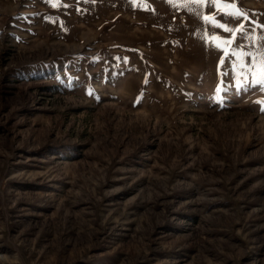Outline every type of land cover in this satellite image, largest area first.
<instances>
[{
  "label": "rangeland",
  "instance_id": "obj_1",
  "mask_svg": "<svg viewBox=\"0 0 264 264\" xmlns=\"http://www.w3.org/2000/svg\"><path fill=\"white\" fill-rule=\"evenodd\" d=\"M257 79L264 0H0V264H264Z\"/></svg>",
  "mask_w": 264,
  "mask_h": 264
},
{
  "label": "snow or ice",
  "instance_id": "obj_2",
  "mask_svg": "<svg viewBox=\"0 0 264 264\" xmlns=\"http://www.w3.org/2000/svg\"><path fill=\"white\" fill-rule=\"evenodd\" d=\"M58 2H59V0H57V3ZM192 2L200 4V3L208 2V0H192ZM211 2L214 3V4H221L222 0H211ZM225 7H232L233 9H235L231 13H226V15H231V16H233L236 19H239V18L243 17V15H244V13L241 10L236 9V5L235 4L225 5ZM217 26L222 28L224 31L229 32L230 36H232L237 31L235 29L227 27L226 24H224V23H219ZM239 31L241 32V34H243V25L240 26ZM231 42H234V39L226 41V43H231ZM254 82L256 84H264V79H257ZM260 103H264V101H262Z\"/></svg>",
  "mask_w": 264,
  "mask_h": 264
}]
</instances>
